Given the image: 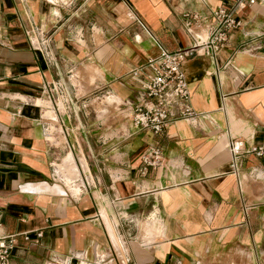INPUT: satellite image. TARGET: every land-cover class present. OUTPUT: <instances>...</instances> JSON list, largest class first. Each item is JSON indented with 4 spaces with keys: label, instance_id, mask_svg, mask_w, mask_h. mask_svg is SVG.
<instances>
[{
    "label": "crops",
    "instance_id": "0c3cea01",
    "mask_svg": "<svg viewBox=\"0 0 264 264\" xmlns=\"http://www.w3.org/2000/svg\"><path fill=\"white\" fill-rule=\"evenodd\" d=\"M236 2L0 0V236L14 234L9 264H264V0L236 6L243 24L213 58L183 62L190 103L205 113L197 123L135 129L71 95L73 70H86L112 108L129 111L123 101L139 90L130 70L157 42L191 43L182 12ZM31 27L50 33L52 60L31 46ZM233 137L262 153H243L234 168ZM152 143L162 160L144 166Z\"/></svg>",
    "mask_w": 264,
    "mask_h": 264
},
{
    "label": "built area",
    "instance_id": "2783aa9c",
    "mask_svg": "<svg viewBox=\"0 0 264 264\" xmlns=\"http://www.w3.org/2000/svg\"><path fill=\"white\" fill-rule=\"evenodd\" d=\"M253 2L254 0H249ZM237 0L234 6L218 4L208 12L185 10L182 12V23L192 36L190 44L168 49L157 42L158 51L145 61L134 66L129 74L138 81V92L134 99H125L129 107V119L135 129H149L153 132L163 130L176 119L184 118L197 123L205 116L204 112L195 110L190 103L191 92L182 67L183 62L195 55L214 57L229 40L231 33L242 26V19L236 14ZM133 15V13H131ZM207 23L206 31L198 33L197 29ZM31 46L41 50L47 60H52L50 33L41 27L27 30ZM260 44L249 45L248 50L259 48ZM60 89L62 84H52ZM60 91V90H59ZM68 93L66 97L68 98ZM231 152L230 164L236 168L243 153L254 151L261 154L262 146L244 148V140L233 137L228 142ZM144 166L155 165L162 160L159 144L152 143L141 156ZM40 234V232H39ZM14 246V234L0 236V264H9L8 258Z\"/></svg>",
    "mask_w": 264,
    "mask_h": 264
},
{
    "label": "rangeland",
    "instance_id": "374dc122",
    "mask_svg": "<svg viewBox=\"0 0 264 264\" xmlns=\"http://www.w3.org/2000/svg\"><path fill=\"white\" fill-rule=\"evenodd\" d=\"M129 11V10H128ZM127 11V12H128ZM130 12V11H129ZM129 17L133 18L132 15H128ZM94 30H96V25L93 26ZM73 74L70 76L71 77V82L75 84V88H71V95L75 101V98H80L81 96H87L89 98H92L95 104V109L99 111V113H104V114H109L113 111H116V113L119 116V120L122 123L125 121V119H128L129 117L126 116L129 111L128 109H124L125 106L120 105V106H115V108H112L110 106V102L107 101V95H110L109 93L106 92H101L99 89L96 88L95 84H90L91 78L87 74L88 72L85 71H80L79 69L73 70ZM88 75V76H87ZM89 78V79H88ZM121 99H119L120 101ZM107 101V105L105 104ZM98 102V103H96ZM61 101H59V106H60ZM77 108V105H76ZM106 108V109H104ZM60 109H63V106H60ZM78 109V108H77ZM58 119V118H57ZM106 123L110 124V122L106 121ZM56 126H60L59 123L56 121L55 122ZM125 128V127H124ZM55 135L57 136L59 140V144H62L65 141V138L63 136V132L56 131Z\"/></svg>",
    "mask_w": 264,
    "mask_h": 264
},
{
    "label": "bare ground",
    "instance_id": "6f19581e",
    "mask_svg": "<svg viewBox=\"0 0 264 264\" xmlns=\"http://www.w3.org/2000/svg\"><path fill=\"white\" fill-rule=\"evenodd\" d=\"M71 163H72V161H71ZM76 164V163H75ZM71 165V164H70ZM70 165H68V166H70ZM76 166V165H75ZM74 170V169H73ZM70 171V170H69ZM76 172H78V171H76ZM74 173V172H73ZM75 174V173H74ZM71 176H72V172H71Z\"/></svg>",
    "mask_w": 264,
    "mask_h": 264
}]
</instances>
